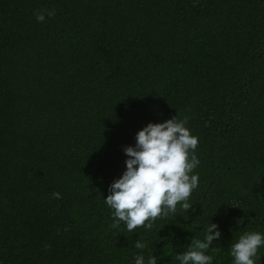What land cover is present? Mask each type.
Instances as JSON below:
<instances>
[{
    "label": "trees",
    "instance_id": "obj_1",
    "mask_svg": "<svg viewBox=\"0 0 264 264\" xmlns=\"http://www.w3.org/2000/svg\"><path fill=\"white\" fill-rule=\"evenodd\" d=\"M174 116L199 141L191 207L113 227L124 148ZM208 223L212 264L264 234V0H0V264H180Z\"/></svg>",
    "mask_w": 264,
    "mask_h": 264
},
{
    "label": "clouds",
    "instance_id": "obj_2",
    "mask_svg": "<svg viewBox=\"0 0 264 264\" xmlns=\"http://www.w3.org/2000/svg\"><path fill=\"white\" fill-rule=\"evenodd\" d=\"M33 14L37 22H44L56 13L53 8L35 10ZM188 120L187 116L183 119L174 116L162 123L149 122L137 132L135 146L124 148L128 157L126 170L110 184L104 201L113 210V227L123 223L128 232L141 226L151 230L158 217L175 214L178 203L186 211L191 207L188 200L199 180L198 174L191 173L200 161L195 151L198 137L187 127ZM53 196L61 198L59 192ZM220 237L218 225L208 223L204 240H194L176 259L180 264H212L213 258L205 250ZM134 246L146 247L141 240ZM261 247L264 234L257 231L241 234L230 247L233 264H259ZM135 264H146L145 257L136 255ZM147 264H157V257L150 256Z\"/></svg>",
    "mask_w": 264,
    "mask_h": 264
}]
</instances>
